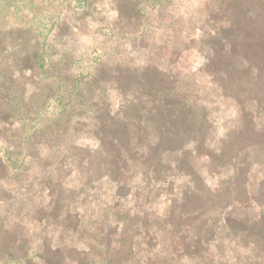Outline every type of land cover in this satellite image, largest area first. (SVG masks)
I'll return each mask as SVG.
<instances>
[{
  "label": "trees",
  "instance_id": "16d2710c",
  "mask_svg": "<svg viewBox=\"0 0 264 264\" xmlns=\"http://www.w3.org/2000/svg\"><path fill=\"white\" fill-rule=\"evenodd\" d=\"M20 1L22 0H0V107L5 110L2 121L6 130L12 132V123L21 121L18 107L9 97L11 92L9 89L17 88V84L22 79L18 73L20 66H28L26 72L30 75L50 74L51 76L52 74L53 81L46 90L49 93L53 92L54 95L51 96L50 102L45 101L34 109H26L27 112L21 111L23 114L25 112L22 116L33 124L29 132L32 131L25 133L19 147L11 139L5 142L7 139L5 138L2 141L3 147L0 148L2 178L8 180L11 176H21L17 181V187H14L16 190L19 189L18 193L14 197L11 196V199L25 198L30 193L32 183H27L25 177L31 172V166L37 158V154L26 150L27 139L31 135L35 137L32 152L42 148L47 154L50 152L53 154L70 148V143L74 142L73 139L78 136V129L82 128L79 124L85 123L88 119L96 120L100 117L95 126V137L93 136L95 145L98 147L95 159L100 162V171L94 174L95 178L90 180L91 184H87L88 187H84L81 191V193L88 192L90 196L81 204L76 202L68 205L69 210L62 221L64 226H71L73 223L74 227H64L63 233L55 238L56 242L52 247L56 248L55 250L64 249L60 254L47 257L44 253H37L30 239L24 241L21 235L10 232L14 226L25 225V220L28 218L25 210H23L25 215L21 217L19 216L21 209L13 210L11 218L14 219H10L8 223L5 222L4 214L0 211V264H64L65 259L68 258L66 256L68 251L72 250L76 251V256L73 259L74 262L70 264H112L113 260L106 257L107 248L102 239L105 230L121 219V221L139 220L137 224L131 223V225L128 222L123 225L125 233L131 239L129 249L132 252L119 264H179L181 260L179 254L171 253L169 250L174 247L175 237H183L192 230L199 214L195 213V217H190L188 220L189 217H184L182 214V211L186 213L188 209L179 213L151 214V216L146 210L132 211L128 205L127 190L131 194L133 190L141 191L142 189L145 194L144 200H150L156 194L173 198L175 185L178 183L174 177L186 176L188 180L195 181L192 179L194 174L189 163V159L193 156L211 157L217 154L222 158L229 153L230 157L235 159L250 145V140L257 134L254 132L252 115L245 110L246 104L250 102L257 104L258 107L260 104L264 105V30L258 29L256 33L258 45L248 49L244 55L253 61H249L243 72V74H249L247 84L239 82L238 74L241 73L238 72L236 60L240 56L236 58L233 52V49L240 46L235 43L233 49L229 50L223 43L214 44L210 48L211 56L207 57L204 65L191 76L176 80V84L171 81L170 85L166 75L159 74L155 68L149 65L143 67L142 77L136 76L134 80L130 77L125 83L128 88L127 99L133 103L137 97L138 101L136 100L137 102L131 108L125 107L117 111L112 116L113 119L106 124L101 119V114L102 111H106L107 106L101 103V93L93 89L98 80L96 76L102 72L99 70L102 65L100 63L88 65L85 71L80 67V61L79 63L77 61L81 59L88 62L87 59L84 60L79 55H70L56 47L52 43L53 39H49L52 30L45 31L40 25L28 26V23L22 21V27L5 26V19L18 18L23 13V10H19L18 2ZM26 1L32 2V0ZM179 1L127 0L122 9L117 12V22H123V25L107 29L111 34L117 33L123 36L125 34L132 36L133 39L143 38L151 28V17L171 13L178 6ZM224 1L226 0H219L216 10L221 13L223 9L222 14L224 13L225 16L226 13H234L237 18L240 0H227L228 3L225 5L221 3ZM62 2L67 8L74 3L70 10L75 15L87 17L91 14L92 0H63ZM35 19L36 17L31 20ZM137 74L136 71L134 75ZM200 77H203L205 81L199 80ZM44 78L48 79V77ZM13 79L19 82L17 83L16 80L14 82ZM155 89L158 90L155 91ZM200 90H203L202 94L199 93ZM207 99L219 100L214 102L217 105L229 103L231 109L222 117L211 109L204 111L200 126L191 136L192 150L184 152L182 159L175 166L168 167L156 162L155 172L147 173L145 166L147 167L151 161L150 147L160 143L164 145L180 137L186 125L187 110L197 108ZM174 100H178L179 103H174ZM148 101L150 103H147ZM170 101L173 104H169ZM130 131L134 134L135 142L130 141L132 138ZM63 137L67 140L64 144L61 141ZM109 169L113 171V175L115 173L114 180L98 176ZM133 172L139 177L133 181L140 182L137 186L132 185L133 182L125 178L126 173ZM90 176H92L91 173ZM234 177L239 179L237 174L236 176L234 174ZM242 179L243 176H241ZM242 184L239 187L230 186V193L226 196L225 202L227 205L223 204L222 207L226 209L236 204L238 206L246 204L249 197ZM42 191L43 194L46 193V189L41 188L40 195ZM121 191L123 193L126 191V194L122 195ZM41 197L42 204H46L45 200L50 202L51 197L48 195L45 198L43 195ZM7 201L9 202V199ZM3 203V200H0V207ZM214 204H221V202ZM29 206L28 204L27 209H30ZM204 207L207 210L209 203H204ZM198 208L199 206L193 207L194 210H199ZM46 212V206L39 208L34 214L36 218L34 221L44 226L43 219L47 218ZM3 221L9 226L8 228ZM3 223L8 229L6 236L7 230L4 229L2 232ZM205 246V243L201 244V247ZM54 248L50 251L54 252ZM184 258L186 257H182Z\"/></svg>",
  "mask_w": 264,
  "mask_h": 264
},
{
  "label": "rangeland",
  "instance_id": "374dc122",
  "mask_svg": "<svg viewBox=\"0 0 264 264\" xmlns=\"http://www.w3.org/2000/svg\"><path fill=\"white\" fill-rule=\"evenodd\" d=\"M62 1L22 0L18 3H20L19 10H23V13L18 18L5 19V26L18 28L22 27L23 22L28 23V26L30 24L40 25L45 31L52 30L49 39H53L52 43L56 47L70 55H79L80 58L87 59L88 62L81 59L77 61L78 63L80 61L79 65L84 70L88 65L100 63L102 67L99 70L102 72L96 76L98 80L93 89L101 93V103L107 106L106 111H102L101 114V119L106 124L113 119L112 116L117 111L125 107L131 108L138 101L137 97L133 103L127 99L126 90L128 88L125 83L130 77H133V80L136 76L142 77L143 67L149 65L155 68L159 74L166 75L170 85L171 81L176 84V80L191 76L204 65L207 57L211 56L210 48L214 44L223 43L229 50L233 49L235 43L240 46L233 49V52L236 58L240 56L236 60L238 72L241 73L238 74L239 82L247 84L249 74H243V72L250 58L244 55L248 49H253L258 45L256 37L258 29L264 30V0H240L237 18L234 13H226L225 16L224 13L222 14L223 9L219 13L216 10L219 0H216L217 2L180 0L171 13L151 17V28L147 35L137 39L125 34L124 36L117 33L111 34L107 29L123 25V22H117V12L122 9L127 0H92L91 14L87 17L75 15L70 10L74 3L67 8ZM221 3L225 5L228 1ZM28 14L30 16L27 17ZM34 17L36 19L31 20ZM27 68L29 67L25 65L20 66L18 73L22 79L20 83L13 79L18 83L17 88L9 89L11 91L9 97L16 103L21 115L20 122L12 123V132L5 128L4 121H2L5 110L0 107V148L3 147L2 141L5 138H7L5 142L11 139L19 147L20 142L24 140L25 133L29 132L33 124L22 116L25 112L23 114L21 111L27 112L26 109H34L45 101L50 102L51 96L54 95L53 92L49 93L46 90L50 87L54 76L52 74L51 76L50 74L30 75L26 72ZM136 71L138 74L134 75ZM199 80L205 81L203 77ZM159 87H161L160 84ZM189 92L195 93L194 91ZM199 93L202 94L203 90ZM216 101L219 100L207 99L202 101L197 108L187 110V120L182 135L173 142L150 147L151 161L147 167L145 166L147 173L155 172L156 162L168 167L175 166L182 159L184 152L192 150L191 136L200 126L204 111L211 109L221 117L230 111L231 104L217 105L214 104ZM173 102L179 103L178 100ZM169 104L173 103L170 101ZM246 105L245 111L252 115L254 132L257 136L255 135L250 140V145L235 159H232L229 153L222 158L217 154L211 157L208 155L193 156L189 159V163L194 174L192 179L196 182L188 180L186 176L174 177L178 183L175 185L173 198H165L162 194L159 196L156 194L150 200H144L145 194L142 189L141 191L133 190L131 194L127 190L128 205L132 211L144 212L146 210L151 216V214L179 213V211L188 209L186 213L182 211L184 217H189H187L188 220L190 217H195V213L199 214L192 230L183 237H175L174 247L169 250L171 253L179 254L181 259L179 264H264V105L260 104L258 107L252 102ZM99 118L88 119L85 123L79 124L82 128L78 129V136L73 139L74 142L70 143V148L53 154L51 152L47 154L42 148L32 152L35 137L29 136L26 150L37 154L31 166V172L25 177L27 183H32L29 196L11 199V196L14 197L18 193L19 187L18 190L14 187H17V181L21 176L15 175L4 180L0 174V200L4 202L0 211L4 214L5 222L8 223L7 221L14 219L11 218L13 217L11 213L15 209H21L19 210L20 217L27 214L25 225L23 227L14 226L10 232L21 235L24 241L30 239L37 253H44L48 257L63 252L64 249L55 250L56 248L52 245L56 242L55 238L63 233L62 229L68 226L67 224L64 226L62 219L67 215L69 204L76 202L81 204L90 196L88 192L81 193V191L84 187H88L87 184H91L90 180L95 178L94 174L100 171V162L95 159L98 147L94 141L95 126ZM130 132L132 135L130 141L135 142L134 134ZM61 141L62 144L67 142L65 137ZM112 172L109 169L98 176L114 180L116 176ZM134 174L135 172L126 173V180L133 182L139 178ZM234 174L239 175L240 180L243 176V179L237 180ZM139 183V181L133 182L132 185L137 186ZM241 184L245 187L246 195L249 197L246 204H241V206L236 204L226 209L222 207L221 205L227 201L226 196L230 193V186L239 187ZM41 188L46 189V193L43 194L42 191L44 198L47 195L51 197L50 202L45 200L46 204L40 202ZM121 194H126V191L124 193L121 191ZM218 201L221 204H214ZM204 203H209L207 210H205ZM28 204L30 209H27ZM45 206L47 218L43 219L45 222L43 226L38 221H34L36 219L34 214L39 208ZM194 206H199V210H194ZM23 210L26 211L25 214ZM121 220L107 228L102 239L107 248L106 257L113 260L112 264H119L131 254L132 251L130 252L129 249L131 239L125 233L123 225L128 222L137 224L139 219ZM4 223L2 232L4 229L7 230L6 236L8 229L4 227ZM6 223L5 226L8 228ZM68 227L73 228V223ZM202 243L206 246L201 247ZM52 248L54 252L50 251ZM68 252L66 251L68 258L65 259L64 264L74 262L76 251ZM182 257L186 258L182 259Z\"/></svg>",
  "mask_w": 264,
  "mask_h": 264
}]
</instances>
